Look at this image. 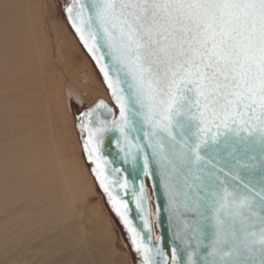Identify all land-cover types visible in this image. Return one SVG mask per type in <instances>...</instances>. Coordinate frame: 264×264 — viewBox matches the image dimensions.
<instances>
[{
	"label": "snow or ice",
	"instance_id": "snow-or-ice-1",
	"mask_svg": "<svg viewBox=\"0 0 264 264\" xmlns=\"http://www.w3.org/2000/svg\"><path fill=\"white\" fill-rule=\"evenodd\" d=\"M63 11L119 109V119L112 125L126 142L130 114L150 129L144 137L153 155L160 157L170 209L179 212L167 180L169 166L175 170L176 154L168 155L158 133H164L173 148L181 144L186 149L180 153L186 165L205 159L202 147L227 146L232 138L259 145L264 153V0H67ZM97 107L107 105L101 102ZM92 116V111L82 113L79 124L82 135L87 133L84 152L95 165L92 171L107 203L128 232L130 248L140 264H182L175 248L169 256L150 246L151 210L143 183L131 189V196L149 233L147 242L134 224L127 180L117 187L99 155L100 134L108 128L90 127ZM186 129L195 138L191 144ZM148 164L145 155V175H151ZM213 212L215 233L208 252L213 259L201 262L193 250L187 264H264V190L237 200L224 189L217 194ZM249 217L259 221V231H248L256 228ZM228 243L232 251H224Z\"/></svg>",
	"mask_w": 264,
	"mask_h": 264
},
{
	"label": "bare ground",
	"instance_id": "bare-ground-1",
	"mask_svg": "<svg viewBox=\"0 0 264 264\" xmlns=\"http://www.w3.org/2000/svg\"><path fill=\"white\" fill-rule=\"evenodd\" d=\"M30 22L29 6H23L22 0L0 1V264H109L96 262L82 251L87 240L85 227L94 226L95 215L80 210V190L71 171L64 173L60 164L55 173L48 165L56 151L52 124L61 119L55 95L45 99L41 113L35 110L37 104L32 100L37 92L26 89L20 93L35 81V68L41 70L42 81L48 78L46 72L49 76L56 73L55 65H41L31 54ZM54 42L58 45L55 60L60 61V69L72 80L77 94L89 102L98 96L107 102V91L89 63L76 59L75 53L79 52L70 36ZM16 92L12 100L8 99L7 95ZM21 111H29L30 117L20 123L15 118L3 122L2 116L15 117ZM41 114L48 131H43L41 123H34ZM4 138L8 140L3 142ZM56 177L67 185L66 189L57 190Z\"/></svg>",
	"mask_w": 264,
	"mask_h": 264
},
{
	"label": "water",
	"instance_id": "water-1",
	"mask_svg": "<svg viewBox=\"0 0 264 264\" xmlns=\"http://www.w3.org/2000/svg\"><path fill=\"white\" fill-rule=\"evenodd\" d=\"M64 17L66 19L65 13ZM66 22L78 39L67 19ZM80 45L96 68L107 91L110 103L99 99L92 107L82 111L76 118L77 128L81 133L79 124L82 119V113L87 111L93 112L90 127L106 126L108 128L107 131L100 134L102 142L99 145V155L103 158V167L106 175L110 180L116 182L117 187L125 179L127 180L129 195L126 198L129 201V214L134 224L143 233L147 242L149 233L144 231L140 213L136 209L131 196V189H139L140 184L143 183L146 193L147 187L150 190L154 212L153 218L150 216L152 229L150 246L153 249L156 247L162 248L169 256L172 249L175 248L182 264H187L188 252L193 250L196 253L194 258L201 262L205 257L209 260L213 259L208 256V252L212 250V241L215 233L213 207L217 194L222 195L224 189H227L228 192L233 193L236 199L239 200L241 197H251L255 192L264 190V153L261 152L259 145L232 138V141L227 146L221 143L220 145L202 147L201 155L205 159L199 165H186L180 159V153L186 151V149L181 144H176L173 148L172 142L169 141L167 136L164 133H158V136L163 140V146L168 155L172 156L173 152L176 154L173 157L175 170H172V167L169 166L170 174L167 180L176 195L179 212L175 208L170 209L168 195L161 178L160 157L153 155V151L147 147L148 142L144 137V131H150V129L144 127L139 116L130 114L131 122L129 128L126 130L128 141H125L124 137L112 125L114 119H119V109L116 107L111 93L104 83L103 75L100 73L96 62L81 43ZM101 102L107 105V108H98L97 105ZM108 109H111V111ZM134 110L138 111V109ZM185 132L189 137L188 142L191 144L195 138L191 136V133L187 129ZM175 134L178 139L181 138V133L178 129ZM86 136L87 133H83L80 141L84 158L89 164L83 147V141ZM221 140L223 141V138ZM137 146L143 147L144 151H139ZM145 155L148 157V171L151 175H145ZM209 160L211 163H208ZM212 164H215L216 167L213 168ZM89 165L91 175L97 187L104 194L92 171L95 165ZM196 176H199L200 179H196ZM244 185H248V188H251L253 192L250 193ZM105 198L107 200L106 196ZM148 207L150 209L149 196ZM253 208L255 211H258L255 203ZM245 215L247 216L248 213L245 212ZM185 222L187 227H185ZM249 223L255 224L256 228H249L248 231H259V221L255 217H249ZM239 235L243 238V232L239 233ZM157 237H159V240H157ZM231 239L229 232L228 240L231 241ZM198 243L199 247H197ZM223 247L224 251L233 250L231 243ZM255 247L259 248V245ZM216 259L218 260L219 257ZM225 259H230V257H226Z\"/></svg>",
	"mask_w": 264,
	"mask_h": 264
},
{
	"label": "rangeland",
	"instance_id": "rangeland-1",
	"mask_svg": "<svg viewBox=\"0 0 264 264\" xmlns=\"http://www.w3.org/2000/svg\"><path fill=\"white\" fill-rule=\"evenodd\" d=\"M22 2L23 6H29L31 22L28 28V34L31 36L33 44L31 54L34 53L38 57L37 59L40 61L41 65L46 63L55 65L56 73L49 76L50 74L46 72L45 75H48V78L42 81L41 70L35 68L32 75L35 81L24 87V90L20 93L26 92V89L37 92V96L32 100L36 102L37 107L35 110L38 112L40 111L43 113L41 108L45 104V99L49 98L50 95H55L56 102H58L61 107V119L59 123L52 124L53 141L55 142L54 147L56 151L53 152V160H50L48 165L55 173H57L60 164L62 169L66 170L64 173L68 170L71 171L73 182L80 190V194L78 195V200L81 202L80 210L86 214L90 211L95 215V221L92 220L94 226L88 225L89 228L85 227L87 249L84 247L82 251L87 252L89 258L96 262L108 261L109 264H139L140 260L138 256H136L130 248L128 235L121 226L117 215L111 210L104 194L97 187L90 172V165L86 162L81 148L80 140L82 134L78 131L76 118L82 111L92 107L99 99L104 100V98L98 96L94 98L92 102H89L88 99L81 98L77 94L72 80H69V77L60 69V61H58L57 58V60H55V57L58 56V45L57 42L55 43L54 41L58 40V42H61L65 40L66 35H69L79 52L75 53L76 59L79 61L85 59V61L89 63L96 78L103 89H105L92 61L84 52L78 39L72 33L66 22L63 9L67 0H22ZM54 52H56V55ZM2 91L3 86L0 87V97L3 95ZM10 95H7L9 96L8 99L12 100V98L17 95V92ZM78 100L79 102H77ZM107 102L110 103L109 100ZM1 103L0 100V104ZM2 117L4 118L3 122H6V124L14 121V118L20 123L30 117V112L21 111L16 113L15 117ZM44 117L45 116L41 114L39 118H37L38 121L34 123H41L40 125L43 131H48L49 125L43 121ZM18 134L20 133L18 132L15 136ZM7 140L4 138L3 142ZM56 183L58 191L63 189V187L64 189L67 188L66 184L62 185V180L58 177H56ZM2 216L0 215V220H2ZM13 264L25 263L16 261Z\"/></svg>",
	"mask_w": 264,
	"mask_h": 264
},
{
	"label": "flooded vegetation",
	"instance_id": "flooded-vegetation-1",
	"mask_svg": "<svg viewBox=\"0 0 264 264\" xmlns=\"http://www.w3.org/2000/svg\"><path fill=\"white\" fill-rule=\"evenodd\" d=\"M147 193H148V196H149V201H150V210H151V218H153V215H154V212H153V205H152V199H151V194H150V190H149V188L147 187ZM119 219V218H118ZM119 221H120V219H119ZM120 224H121V226L123 227V229H124V231L127 233V235H128V232H127V230L125 229V227H124V225H123V223L120 221ZM122 231V230H121ZM135 254V253H134ZM136 256H138L137 254H135ZM138 258H139V256H138ZM139 260H140V258H139ZM139 264H140V262H139Z\"/></svg>",
	"mask_w": 264,
	"mask_h": 264
}]
</instances>
